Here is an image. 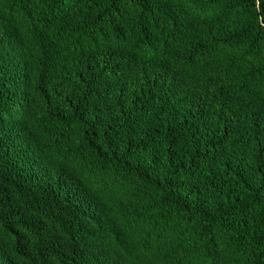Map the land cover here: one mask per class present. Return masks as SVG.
Listing matches in <instances>:
<instances>
[{
    "label": "trees",
    "instance_id": "obj_1",
    "mask_svg": "<svg viewBox=\"0 0 264 264\" xmlns=\"http://www.w3.org/2000/svg\"><path fill=\"white\" fill-rule=\"evenodd\" d=\"M0 264H264V0H0Z\"/></svg>",
    "mask_w": 264,
    "mask_h": 264
}]
</instances>
